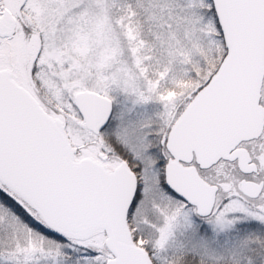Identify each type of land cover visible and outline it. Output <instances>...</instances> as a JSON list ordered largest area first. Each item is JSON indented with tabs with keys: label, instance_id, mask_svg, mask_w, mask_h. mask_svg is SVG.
Returning a JSON list of instances; mask_svg holds the SVG:
<instances>
[{
	"label": "snow or ice",
	"instance_id": "snow-or-ice-1",
	"mask_svg": "<svg viewBox=\"0 0 264 264\" xmlns=\"http://www.w3.org/2000/svg\"><path fill=\"white\" fill-rule=\"evenodd\" d=\"M0 264H264V0H0Z\"/></svg>",
	"mask_w": 264,
	"mask_h": 264
}]
</instances>
